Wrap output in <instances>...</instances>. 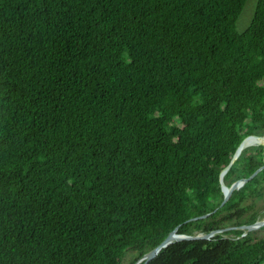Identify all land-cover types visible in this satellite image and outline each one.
I'll return each instance as SVG.
<instances>
[{
  "label": "trees",
  "instance_id": "trees-1",
  "mask_svg": "<svg viewBox=\"0 0 264 264\" xmlns=\"http://www.w3.org/2000/svg\"><path fill=\"white\" fill-rule=\"evenodd\" d=\"M246 1L0 0V264H135L177 226L234 229L148 264H264V227L238 229L264 219V169L220 206L264 164L249 138L229 166L264 137Z\"/></svg>",
  "mask_w": 264,
  "mask_h": 264
},
{
  "label": "water",
  "instance_id": "water-1",
  "mask_svg": "<svg viewBox=\"0 0 264 264\" xmlns=\"http://www.w3.org/2000/svg\"><path fill=\"white\" fill-rule=\"evenodd\" d=\"M250 138V137H247ZM246 139V138H245ZM240 146L237 148L232 161L230 162L229 166L233 163V161L235 159L238 158V156L240 155ZM229 166L221 173L220 175V181L222 182V178L223 176L226 174ZM264 169V164L259 167L251 176H241L238 178V180L233 183L231 185L230 188H227L226 186L222 185V193H223V201L221 203L220 206H223L231 197L232 193L236 190H239L247 181H249L250 179H252L253 177H255L261 170ZM210 215V214H209ZM209 215H204V216H200V217H195L192 219H189V221H196L199 219H203L206 218ZM264 227V219L262 221H258L252 225H243L238 227L239 230H244L247 232H251V231H256L259 230L260 228ZM179 226H177L173 231H171L166 238H164L161 243L155 247L154 249H152L151 251H149L148 253H146L145 255H143L135 264H148L150 261H152L157 255L158 253L162 250L167 248L169 245L176 243V242H181V241H194V240H207L210 237H212L214 234L216 233H222L225 231H229L231 229H234V227H229V228H225L223 230H219V231H213L208 235H197V236H187V235H180L177 233Z\"/></svg>",
  "mask_w": 264,
  "mask_h": 264
},
{
  "label": "rangeland",
  "instance_id": "rangeland-1",
  "mask_svg": "<svg viewBox=\"0 0 264 264\" xmlns=\"http://www.w3.org/2000/svg\"><path fill=\"white\" fill-rule=\"evenodd\" d=\"M257 0H247L245 7L243 9V12L241 13L238 21H237V25H236V29L238 32H243L246 30V28L249 26L251 18L253 16V12L256 6ZM250 138H254V139H258L260 142L253 144L249 147H253V146H257L259 144H264V137L262 138H258V137H250ZM247 147V148H249ZM246 149V148H245ZM258 207H262L264 206V198L262 201H259L257 204ZM258 235H262L261 232L258 233ZM134 254L129 252L125 255V257L123 258L121 264H130V262L134 259Z\"/></svg>",
  "mask_w": 264,
  "mask_h": 264
},
{
  "label": "bare ground",
  "instance_id": "bare-ground-1",
  "mask_svg": "<svg viewBox=\"0 0 264 264\" xmlns=\"http://www.w3.org/2000/svg\"><path fill=\"white\" fill-rule=\"evenodd\" d=\"M246 139H249V138H246ZM246 139H244V140L241 142V146H240V150H239L240 153H241V151H242V145H243V142H244ZM243 150H244V149H243Z\"/></svg>",
  "mask_w": 264,
  "mask_h": 264
}]
</instances>
